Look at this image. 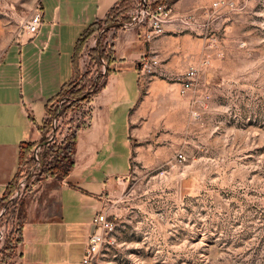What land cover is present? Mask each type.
Masks as SVG:
<instances>
[{"label": "rangeland", "instance_id": "374dc122", "mask_svg": "<svg viewBox=\"0 0 264 264\" xmlns=\"http://www.w3.org/2000/svg\"><path fill=\"white\" fill-rule=\"evenodd\" d=\"M205 1L175 16L203 37L201 51L187 43L184 70H197L189 88L180 92L187 69L159 83L149 78L156 67L142 73L141 59L139 95L128 124L108 126L119 140H109L105 152L125 158L103 163L98 172L107 181L98 212L113 229L90 264H264V0H229L232 5L221 8ZM134 2L118 1L119 21H129ZM39 7L40 0H0V61L7 50L3 61L13 64L7 98L20 97L27 76L38 74L36 55L24 53L28 46L23 54L8 47L29 38L25 26ZM93 42L79 53V85L50 102L43 137L22 155L6 197L30 165L38 161L41 170L53 165L58 152L52 146L66 153L73 136L75 165L78 131L93 125L95 97L110 71L106 58L94 59ZM69 73L58 67L45 83L52 87ZM75 80L74 75L65 84ZM73 89L93 94L73 106ZM20 209L17 205L6 215L4 223L14 220L8 226L13 235L0 242V264L13 257Z\"/></svg>", "mask_w": 264, "mask_h": 264}, {"label": "crops", "instance_id": "0c3cea01", "mask_svg": "<svg viewBox=\"0 0 264 264\" xmlns=\"http://www.w3.org/2000/svg\"><path fill=\"white\" fill-rule=\"evenodd\" d=\"M118 1L40 0L42 23L39 32L32 39L20 40L8 47L17 46L21 54L28 46L24 53L36 55L38 74L29 75L30 68L29 72L25 68L29 76L20 97L5 96L10 90L5 85L12 78L8 67L13 65L3 61L7 50L0 61V119L3 121L0 123V200L3 201L20 165L21 149L43 137L42 124L49 100L75 75L73 57L78 38L91 27L95 30L87 42L93 38V43L98 46L99 32L106 30L101 42L111 51L106 84L95 97L97 117L92 126L78 131L73 170L64 179L42 174L24 194L19 204L22 223L18 227L16 248L13 257L4 264H81L86 238L93 227L92 218L103 205L100 194L107 181L98 172L102 171L103 163L107 165L108 161L125 158L105 152L104 148L109 146V140L115 144L119 140L114 135L115 128L110 133L108 126L128 124L129 108L139 95L140 60L155 57L159 63L149 78L165 83L187 69L184 70L190 56L187 43L197 45L198 51L202 49V35L187 30L175 19L164 26L162 33H151L149 37V28L145 24L114 28L101 23L98 28L97 23L105 20ZM163 1L171 2L174 16L203 5L201 0ZM200 12L199 17L203 20L206 14ZM19 64L17 67L22 68ZM63 66L70 69L68 79L48 86L45 83L47 75L52 73L53 76L57 68ZM121 141L123 145L124 140Z\"/></svg>", "mask_w": 264, "mask_h": 264}, {"label": "built area", "instance_id": "2783aa9c", "mask_svg": "<svg viewBox=\"0 0 264 264\" xmlns=\"http://www.w3.org/2000/svg\"><path fill=\"white\" fill-rule=\"evenodd\" d=\"M160 1L161 0H135V2L133 3V8L129 14V21H127L126 23L124 22L121 26L127 28L145 24L149 28L147 37H149L151 33L160 34L161 32H163L164 25L175 19L172 6L167 2ZM229 5H232V2H230L229 0H214L213 2V6L217 8ZM41 23L42 11L39 7V9L32 14L25 26V31L29 34V38H33L34 36H36V34L39 32ZM158 63L159 62L155 57H146L142 59V73L149 72L151 68L156 67ZM196 75L197 70L193 66H190L186 70L180 90L181 93H184L189 88L191 81L195 78ZM40 170L41 165H39L38 161L36 164L30 165L29 169L26 168V171H23L24 174L18 179L13 193L5 197L3 203H1L2 200H0V242H3L9 234L10 236L13 235L12 230L9 229L8 226H12L14 220H7L6 223H4L6 220V215L9 214L13 207L20 204L24 194L27 192V190L30 189L32 184L37 179L38 172ZM91 224L94 228L87 235L81 264H90L92 262L94 257L99 253L101 247L105 243L106 235L113 229V223L108 220V217L104 212H97L93 216ZM18 227L16 229L17 235ZM17 240L18 236L16 238V241Z\"/></svg>", "mask_w": 264, "mask_h": 264}, {"label": "trees", "instance_id": "16d2710c", "mask_svg": "<svg viewBox=\"0 0 264 264\" xmlns=\"http://www.w3.org/2000/svg\"><path fill=\"white\" fill-rule=\"evenodd\" d=\"M162 1L163 0H161L160 2H162ZM120 11L121 10L116 8V6L113 9H111L110 12L108 13L107 17L105 18V20L97 23L98 28L101 25V23H103L105 25V27L106 26L107 27L113 26L114 28L120 27L123 24V22L125 20H127V17L123 18V22L118 20V17L122 14V12H120ZM94 30L95 29H91V27L87 28L77 40V44H76L75 52H74V57H73L74 58V71H75V79L76 80L74 82H72L71 84H68V85L63 84L64 86L62 85V87H61L62 89L59 90V92L55 96H63L65 91H66L65 90L66 88L70 90L71 87L75 88L79 85L81 78H82V74L80 73L79 66H78V57L80 55L79 53H80V50L83 47V45L87 42L88 37L93 33ZM105 31L106 30H104L100 33L98 40H97L98 48L97 49L95 48L93 50L92 55L96 61H98V59L103 57V58H106V60L108 62H110L111 61L110 56H109L110 51L108 52L106 50V48H104V46L102 45V42H101V39H102ZM108 73H109V71L107 72V74ZM105 82H106V77L103 80L102 86H104ZM100 87L96 88L93 93L98 92ZM71 93L75 94L77 97V98H74L73 102L75 105H73V106H77V104L80 103V101L87 99L90 95L93 94V93H89V94L87 93L86 94V93L82 92V89H77V90L73 89V90H71ZM53 98H51L48 103H50L53 100ZM48 109H49V105L47 104L46 110L48 111ZM75 143H76V137L73 136L71 141H70L71 145L69 147H66V151H67L66 153L65 152L60 153V150L62 148L55 146L56 144L53 145L52 146L53 148L51 149V151L53 150L54 153L58 152V156H57L55 163L53 165H51L48 169L41 170V175L42 174L50 175L55 179L66 178L69 175V171L71 170V168L74 165V162H73V159L71 158V155L74 152ZM31 145H33V144H27V145L23 146L24 149H21V154H20L21 160L23 157L22 155L27 153V151L29 150ZM19 220H20V223H22V217H20Z\"/></svg>", "mask_w": 264, "mask_h": 264}, {"label": "water", "instance_id": "95a60500", "mask_svg": "<svg viewBox=\"0 0 264 264\" xmlns=\"http://www.w3.org/2000/svg\"><path fill=\"white\" fill-rule=\"evenodd\" d=\"M110 27H111V26H110ZM105 29H107V28H105ZM40 174H41V170L38 172V175H40ZM93 228H94V227H92V230H93Z\"/></svg>", "mask_w": 264, "mask_h": 264}]
</instances>
